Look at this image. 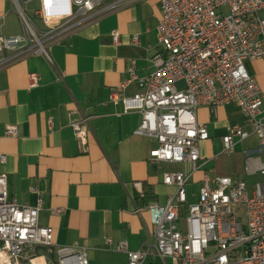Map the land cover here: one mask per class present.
<instances>
[{"label":"built area","instance_id":"obj_1","mask_svg":"<svg viewBox=\"0 0 264 264\" xmlns=\"http://www.w3.org/2000/svg\"><path fill=\"white\" fill-rule=\"evenodd\" d=\"M14 1L22 30L0 35V68L15 59L4 58L3 51L37 54L50 61L48 45L139 0H40L34 18ZM158 5L154 70L140 78L132 60L128 76L111 88L109 101L121 104L124 113L140 114L134 134L155 139L156 146L148 152L151 162H187L192 172L201 158L200 143L209 137L205 124L197 120V108L207 106L215 118L218 107L236 105L249 128L229 127L221 137V153L234 152L237 140L254 135L257 154L245 158L244 171L258 174L261 180L248 192L243 179L204 175L196 201L189 204L188 178L166 172L162 182L175 186V192L164 204L147 206L153 242L145 241L136 250H130L124 240L108 238L105 243L124 253L127 264H143L147 259L160 264H264V96L245 67L246 60H264V17L259 15L264 0H158ZM110 36L118 44V32ZM130 44L140 45L137 34ZM28 78V88H34L40 75L30 73ZM131 83L139 91L127 95ZM87 123V117L70 122L81 143H85ZM17 131L16 125H6L0 136L16 137ZM4 161L0 154V163ZM240 205L245 209L244 223L235 216ZM41 209L39 194L30 206L9 198L6 176L0 172V264H88L84 246L53 244V229L38 223Z\"/></svg>","mask_w":264,"mask_h":264},{"label":"crops","instance_id":"obj_2","mask_svg":"<svg viewBox=\"0 0 264 264\" xmlns=\"http://www.w3.org/2000/svg\"><path fill=\"white\" fill-rule=\"evenodd\" d=\"M16 1L32 18L41 5L40 0ZM259 15L264 17V9ZM159 18L158 0H139L48 45L50 61L37 54L22 56L20 51L2 54L4 58L15 57L0 68V132L6 125H16L18 130L16 137L0 136V154L5 156L0 172L6 176L8 197L30 206L39 194L42 209L38 223L53 229L55 246L74 242L84 246L88 264H127L124 253L105 243L108 238L126 241L130 250L145 241L153 242L147 206L164 204L175 192V186L163 184L164 173L180 172L188 178L187 203L191 196L197 198L204 175L229 176L246 184L258 175H246L245 160L242 168L239 166L240 175L234 178L223 165L219 173L208 175L203 164L196 163L198 168L192 172L187 162L153 163L148 152L156 146L155 139L134 134L140 114L124 113L121 104L109 101L111 88L128 76L132 60L140 78L154 70L151 58L158 49ZM21 30L15 1L0 0V35L19 34ZM113 31L118 32V44L111 41ZM135 34L139 46L130 44ZM245 67L264 96V60H246ZM30 73L40 75L34 88H28ZM138 91L131 83L126 94ZM82 117L88 121L85 143L75 138L70 126L72 120ZM197 120L205 124L209 136L200 143V160L221 153L218 149L214 154V140L218 137L221 148V137L232 125L249 128L234 104L218 107L215 118L207 106L200 105ZM250 136L254 143L255 136ZM243 141H236L234 151ZM186 166L189 169L184 172ZM144 186L154 197L146 204L135 201L136 196H142ZM57 208L61 211L53 214ZM143 264L160 263L147 259Z\"/></svg>","mask_w":264,"mask_h":264},{"label":"rangeland","instance_id":"obj_3","mask_svg":"<svg viewBox=\"0 0 264 264\" xmlns=\"http://www.w3.org/2000/svg\"><path fill=\"white\" fill-rule=\"evenodd\" d=\"M35 23L37 25H39V23L37 22V20H35ZM178 87H182V82H178ZM231 108H233L232 106H230ZM229 108V107H228ZM238 115V114H237ZM241 115H238V117H240ZM252 136V135H251ZM250 136V137H251ZM254 137V135L252 136ZM249 137L247 139H245L242 143H241V148L237 151H234L232 153L226 154V153H220L217 154L215 157H213L212 159H208V160H200L197 162V165L203 164V168L202 170L204 172H206L208 175H212V174H216L219 173V169L220 166H224L227 169V173L229 175H232V178L240 175L238 174V169L239 166L241 165V168L243 166V160H245V158L248 155H256L257 152L254 151L256 147L255 142L257 143V141H255L254 143L252 141H250ZM255 140V139H254ZM215 143V152L214 154H216V152H218V149L220 150V143L218 140V137L215 138L214 140ZM186 170H184V172L188 171L189 166H186L185 168ZM174 172V171H171ZM261 177L259 175L256 176H252L249 179H247V189L248 192L251 191L253 184L257 181H260ZM196 201V197L191 196V198L189 199V203L195 202ZM235 216L237 217V219L244 223L245 222V209L244 206H238L235 210ZM179 224V222H178ZM40 253H45L44 251H40Z\"/></svg>","mask_w":264,"mask_h":264},{"label":"trees","instance_id":"obj_4","mask_svg":"<svg viewBox=\"0 0 264 264\" xmlns=\"http://www.w3.org/2000/svg\"><path fill=\"white\" fill-rule=\"evenodd\" d=\"M154 197L152 195V193L150 192V190L148 188H146L145 186L143 187V191H142V196L138 195L135 197V201L139 202V203H147L148 201L152 200Z\"/></svg>","mask_w":264,"mask_h":264}]
</instances>
